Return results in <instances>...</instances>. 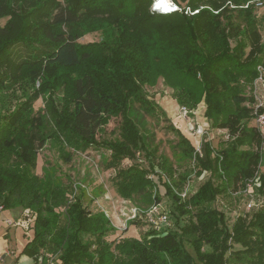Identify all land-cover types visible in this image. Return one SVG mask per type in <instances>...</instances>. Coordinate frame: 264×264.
Instances as JSON below:
<instances>
[{"label": "trees", "instance_id": "1", "mask_svg": "<svg viewBox=\"0 0 264 264\" xmlns=\"http://www.w3.org/2000/svg\"><path fill=\"white\" fill-rule=\"evenodd\" d=\"M153 1L66 0L59 9L58 0H0V20L7 18L0 25V110L15 91L24 98L0 113V207L32 212V238L20 253L31 264L45 253L57 264H264V204L230 227L212 206L238 185L250 183L264 195V169L258 174L264 138L250 124L254 97L246 91L264 65L261 19L253 2L243 6L250 0H172L179 10L166 13L151 11ZM93 32L99 40L78 41ZM158 78L189 111L203 102L209 129L228 134L217 146L204 141L198 152L169 124L177 137L173 155L188 165L176 178L168 158L156 161L146 119L157 111L166 116L145 91ZM39 98L43 108L34 106ZM113 117L121 118L119 135L99 147L109 152L102 164L115 171L116 193L130 199L143 191L146 207L137 206L145 210L161 201V184L172 227L108 240L116 229L102 211L83 204L85 189L75 184L80 194L69 201V186L35 172L46 143L70 163L94 146L98 129ZM140 155L148 167L135 162ZM203 173L209 176L181 197L191 176ZM102 192L93 187L90 204Z\"/></svg>", "mask_w": 264, "mask_h": 264}, {"label": "rangeland", "instance_id": "2", "mask_svg": "<svg viewBox=\"0 0 264 264\" xmlns=\"http://www.w3.org/2000/svg\"><path fill=\"white\" fill-rule=\"evenodd\" d=\"M58 1H60V7H58L60 9L64 6L66 0ZM253 12L254 16L261 19L259 32L261 40L264 43V4L260 7L254 6ZM6 19L7 18L1 19L0 25H3ZM99 39L100 33L93 32L82 35L78 41L85 43L97 41ZM19 53L23 55L25 53L24 49H19ZM36 85H38V83H36ZM173 90L174 89L164 84L162 78H158L155 85L145 87V91L149 99L156 102L157 105L160 108L162 107L166 112V116L162 115L159 111H157V114L155 115L156 117L146 115V119L148 120V129L152 135L151 141L158 147L157 152L155 153V159L157 161L160 160L161 157L168 158L173 164V178H176L178 173L188 168V165L186 166V163H184L185 161L179 160L173 155L174 150L175 152L177 151V149H175L177 137L168 128L169 124L179 128L191 141L198 152H200L204 141L208 140L213 146H217L219 141H223L228 138V134L224 129H209V124L203 116L205 108L203 102L198 104L195 109L190 110L191 113L188 117H184L179 111V107L181 105L177 103L175 98H173V96H175ZM246 91L248 93L249 88H247ZM260 92L264 95V87L261 88ZM22 96L23 95L17 90L15 91L14 96H11L10 98L6 97L5 101L3 100L6 105L1 108L0 113L8 109H13L15 104L24 99ZM7 102H9V104H7ZM34 106H40L43 108L41 98L34 102ZM120 122V117L110 118L107 125L101 126L98 129L94 138V146L86 152L75 153L70 163H64L59 157L55 146L50 144V142L46 143L45 146L39 150L35 168V172L41 178L49 177L52 183H55L56 186L57 184L64 185V187L69 186L70 191L71 188L74 189L73 194H70L71 192L68 190L67 195L68 199H70L69 201H72L74 197L80 194L79 188H76L75 190V184H79L83 189H85L86 195L81 196L83 197V204L86 205L88 203L87 206L94 211L103 210L102 212L107 214V218L111 226L116 229L113 231L114 233L107 235L108 240L120 238V233L125 236L141 237L144 235V231L150 228V224L145 220V215V217L141 215L137 217L138 219L135 218L139 221L135 224H131L134 220L128 219L126 222L127 228H124V222L129 214L130 207H133L134 205L146 207L144 204L145 199H143L144 192L140 191L134 195L133 198L126 199L128 202L125 203V205H122L119 201L121 197H119L116 193L112 183L115 171L113 168L106 169L102 164V157L105 154L108 156L109 152L100 149L99 143L103 140L117 139L119 135ZM250 124L256 125L255 119H253ZM198 129L203 130L202 134L196 132ZM262 135L264 138V132ZM262 147V161L258 174H260V172L264 169V142ZM135 160L137 164L148 167V163L142 159L141 155L140 157H136ZM129 163L130 159L124 158L121 166L126 167ZM44 170H47L46 175L43 173ZM208 176L209 173H203V176L198 178H195L194 175H192L188 188L195 189ZM158 185L157 189L162 196L159 206L163 210V214L167 216V221L166 223L157 221L154 224H156L160 229H167L172 227L175 217H173L169 211V209L172 208L170 198L164 195V188L162 185ZM96 186H101L103 192L97 197H94L92 203L90 204L92 189ZM248 203L251 204L250 208L248 207ZM261 203L264 204V195L257 194L255 190L248 187V185L246 189L241 188V185H238L236 189L230 188L226 193L217 196L216 200L212 203V206L223 211L227 219V224L230 227L233 220L238 215H244L249 218ZM31 215L32 212L29 209H25L23 211L0 209V237H2L4 242L7 244L5 255H8V253L9 255H13L12 260L14 262H17L18 258L22 256L20 253L24 242L32 238V229L28 228L33 220ZM157 216V214L153 215L154 218ZM15 220L22 221L23 225H16ZM8 221H11L12 224H9ZM235 247L238 246L235 245ZM25 264H28V262ZM50 264H57V261L53 259Z\"/></svg>", "mask_w": 264, "mask_h": 264}, {"label": "built area", "instance_id": "3", "mask_svg": "<svg viewBox=\"0 0 264 264\" xmlns=\"http://www.w3.org/2000/svg\"><path fill=\"white\" fill-rule=\"evenodd\" d=\"M171 1V5H172V9L169 10L168 12L170 11H174V10H179V7L172 1ZM155 0L153 1L150 9L151 11L153 12H158V13H166V12H159L158 10H154L153 9V6L155 4ZM254 3L255 6L257 7H260L264 4V0H250V1H247L243 6L244 7H247L249 3ZM195 12V11H194ZM257 70H258V76L257 78L253 81V84L251 85V87L249 88V92L250 94H252V96L254 97V103H253V110H254V113L256 114L255 116V122H256V126L257 128L261 131V133L263 134L264 132V113H259L257 114V110L259 107H264V95L261 94L260 90L261 88L264 87V65H259L257 67ZM179 111L181 112V114L184 116V117H188L190 111L184 107V106H180L179 107ZM207 124V123H206ZM197 133L199 134H202L203 130L201 129H198L196 131ZM139 154L137 153V156ZM257 177H255V182L257 183ZM248 187H251L252 186L250 185V183L247 184ZM188 191V185L184 188L183 191H181L179 194L181 197H185L186 196V193ZM120 203L122 205H125V203H127L128 201L126 199H123V198H120ZM248 207L250 208L251 207V204L248 203ZM1 209V207H0ZM103 211V210H102ZM105 213V212H104ZM106 214V213H105ZM154 214H157L158 216L156 218L153 217ZM146 216L145 220L150 224V227L154 228V229H157L159 231H163L165 230L164 228L163 229H160L156 224L157 221L159 222H165L167 221V216H165L163 214V210L160 208L159 206V203L158 204H153L151 206H149L147 209L145 210H142L140 209V207L138 206H133V207H130L129 209V214L127 215L126 219H125V222H124V228H127L126 227V222L128 221V219H131V220H137L138 216ZM107 216V214H106ZM144 216V217H145ZM137 218V219H135ZM9 224H12L11 221H8ZM15 224L16 225H23L22 221H18V220H15ZM121 228V227H119ZM118 228V229H119ZM124 230V229H123ZM126 230V229H125ZM54 259V256L50 253H45L43 256L42 255H39L35 261V263L33 264H50V262H52Z\"/></svg>", "mask_w": 264, "mask_h": 264}, {"label": "crops", "instance_id": "4", "mask_svg": "<svg viewBox=\"0 0 264 264\" xmlns=\"http://www.w3.org/2000/svg\"><path fill=\"white\" fill-rule=\"evenodd\" d=\"M182 132V131H181ZM3 210V209H1ZM94 211V210H93ZM15 214V213H14ZM25 232V231H24ZM25 234V233H24ZM26 240L24 244L27 242ZM24 246V245H23ZM22 246V247H23ZM7 250V244L4 242V239L0 237V264H25L28 262V264H31V258L28 256L22 255L18 258L17 262H14L12 260L13 255H5V251ZM4 253V254H3Z\"/></svg>", "mask_w": 264, "mask_h": 264}, {"label": "bare ground", "instance_id": "5", "mask_svg": "<svg viewBox=\"0 0 264 264\" xmlns=\"http://www.w3.org/2000/svg\"><path fill=\"white\" fill-rule=\"evenodd\" d=\"M155 4L153 6L154 10H158L159 12H168L169 10H171L172 5H171V1L170 0H155ZM157 4H160L161 7H156ZM167 9V10H165Z\"/></svg>", "mask_w": 264, "mask_h": 264}, {"label": "snow or ice", "instance_id": "6", "mask_svg": "<svg viewBox=\"0 0 264 264\" xmlns=\"http://www.w3.org/2000/svg\"><path fill=\"white\" fill-rule=\"evenodd\" d=\"M156 7H158V8H159V7H161V5H160V4H157V5H156ZM165 10H167V9H165Z\"/></svg>", "mask_w": 264, "mask_h": 264}]
</instances>
